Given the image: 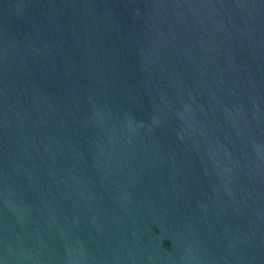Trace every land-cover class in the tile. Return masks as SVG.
<instances>
[{"label":"water","instance_id":"1","mask_svg":"<svg viewBox=\"0 0 264 264\" xmlns=\"http://www.w3.org/2000/svg\"><path fill=\"white\" fill-rule=\"evenodd\" d=\"M0 264H264V0H0Z\"/></svg>","mask_w":264,"mask_h":264}]
</instances>
